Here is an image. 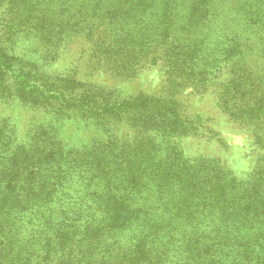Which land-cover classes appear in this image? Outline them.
I'll use <instances>...</instances> for the list:
<instances>
[{"label":"rangeland","instance_id":"rangeland-1","mask_svg":"<svg viewBox=\"0 0 264 264\" xmlns=\"http://www.w3.org/2000/svg\"><path fill=\"white\" fill-rule=\"evenodd\" d=\"M124 40L137 50L119 61ZM170 43H182L177 53ZM154 44L167 54L125 66ZM195 54L197 67L166 60ZM219 57L228 59L223 68H211ZM143 92L175 97L187 132L116 122L101 107ZM255 106L264 107V0H0V170L8 169L7 182L14 177L8 197L7 182L0 187V264H263L264 214L246 225L239 204L230 218L236 190L201 188L191 202L180 181L167 191L146 182L151 163L135 184L111 165L83 161H110L137 140L143 150L154 146L156 163L171 151L177 169L201 162L235 176L242 191L264 168ZM139 148L123 159L142 155ZM94 168L110 170L96 188ZM200 240L214 246L194 249L198 263H182V251Z\"/></svg>","mask_w":264,"mask_h":264},{"label":"trees","instance_id":"trees-1","mask_svg":"<svg viewBox=\"0 0 264 264\" xmlns=\"http://www.w3.org/2000/svg\"><path fill=\"white\" fill-rule=\"evenodd\" d=\"M165 30L168 31L167 26L165 27ZM181 44L173 45L170 43V49H172L173 52L177 53V50ZM205 44L206 43L203 40L201 41L200 47H198V44L196 43L194 45V48L191 49L190 52L193 53L195 51H198ZM117 45L120 51L115 53L117 55L115 58L119 61H121L119 57L120 55L124 56L123 54H125L126 52L134 53L137 50V48H134L135 44H132L130 41L124 40L123 43L118 41ZM154 46L156 45L154 44L152 46L153 50H150L148 53H144L143 51H140L139 55H135V58L137 60L136 62H132L133 58L127 60L124 59V62L126 63L125 66H127V62H130V64L133 67L138 68L140 66L139 65L140 60L144 61V57H148L150 62H155L163 54H167L166 50H159L154 48ZM113 48H114V44L109 43V49L106 51L108 53V55L106 56L107 58H110ZM148 48L150 49L151 47ZM155 52H158L157 55ZM166 60L169 61L171 66H181L182 62H191L193 60L192 62L195 63V67L199 66L202 61L199 58V56L197 57L196 54L193 56H188L186 58H175L174 60H172L170 57L169 58L167 57ZM224 60H228L227 57L217 58L215 62L211 63V68L222 69ZM188 74L194 75V80H195L196 78L195 75H197V72L193 73V69L191 68ZM179 84L180 81L173 78L171 86L174 88V91L172 92V94L177 95V93L179 92V86H178ZM194 84L197 85V82L194 81ZM231 91L232 88L230 85H228L225 90V93L231 94ZM176 100L177 99L175 97L174 98L170 97L169 99L168 97L163 96L161 94H146L143 92L142 94L138 95L135 98L123 99L116 106L112 105L109 107L107 102L103 101L101 107L105 109L113 110L116 113V122H121L123 120H126L127 122L129 120H133L135 122L134 126L136 127H144L146 129H149L148 127H156L157 129H163L165 135L169 134V135L178 136L182 134L181 130H183V132H187L188 125L186 124L187 120L184 118L183 115H181L178 109L179 107L176 105ZM263 108L264 107L261 106H255L252 108L254 110L253 111L254 113L252 114H255L259 120V121H255V127L257 129L264 128V123H263L264 116L262 115ZM151 117L158 118L159 123H149L151 121ZM123 144L124 147L121 148V151H118L116 153L115 151H113L114 153L112 154L114 155L110 157L109 159L110 161L106 160V156L92 157V158L86 157L83 159V161L86 164L96 162L99 165H103V164L111 165V167L115 169V172L119 171L120 175H122L125 179L134 182L135 184L136 183L139 184L138 181L139 174L144 172L145 166L151 163L153 167L150 170V174H149L150 181H146V182H152L155 185L156 191H167V190H173L174 187L176 186V184L172 182L180 181L183 183L185 193H190V196L187 197V199H190L191 202H193L192 200L195 198V196H197L201 188H204L207 194H213L212 191H214L217 187L222 190L221 191L222 193L224 192L229 193L232 192L233 190H236L233 195L234 200L236 202V206L227 204L229 206L225 207V203L223 204L227 215H229L230 218H233L232 215H239L240 211H238L237 207H239V204H241L243 206L242 218H244V222H246V225L250 222L256 221L257 219L260 223V220L258 217H256V215L260 216L264 214V208L260 210L261 206L264 207V168H262V170L259 171L261 175L256 183L249 184L246 187H244L242 191H239L237 190L238 189L237 178L235 176H233L232 178L226 177L225 172L220 169H217L212 166H202L203 168H198V166L201 163L198 162L199 165L187 164L185 168L179 170L175 167V159L172 157L171 151H168V153H166V155L161 158L160 163L159 162L156 163L154 162L155 155H153L151 151L152 149H154V146L150 145L149 149L143 150V147H141L142 143L137 140L135 146H132L131 144L126 142H124ZM139 146L140 148L138 149V151L142 152L143 153L142 155L140 156L133 155L130 158L123 159V157L126 156L127 153L136 150ZM132 147L133 149H131ZM139 157L147 161L144 160L138 161ZM120 158H122L125 163H123V161H119ZM70 159H71L70 165H73L76 159L72 157H70ZM7 170L8 169L0 170V187L3 186L4 182H7L5 180V178L8 177V175L6 174ZM71 170L72 171H70V175L73 172H76V170H74L73 168ZM88 172L92 176L91 180L95 182L94 185H92L91 187H95V188L99 184H102L103 182H107L110 176V170H107L106 168L105 169L94 168ZM79 173L81 174L82 171H79ZM12 178L6 183L7 187L6 188L2 187L3 189H1L3 190V192H5L6 190L8 191L6 194H4V197H8L9 194L11 193V190H13L11 188V186L14 187V184L12 183ZM68 180H71V177H68ZM28 191H30L29 188ZM64 193L67 195L66 198L71 196L70 191H64ZM258 226H259L258 228H260V225ZM235 244H237V242H235ZM190 245H194V244L191 243ZM212 246H214V244H207V243L204 244L201 241V243L198 245H194L184 249L182 251L183 257H180L179 260L183 261L182 263H187V262L198 263L197 261H198L199 251L198 250L196 251L194 249L201 247L205 251H210L212 249ZM31 247L34 248L33 250L34 252H37L36 245L32 244ZM249 249H250L249 253H252L253 252L252 245H249ZM257 256L259 257L258 254ZM34 258H36L35 253H34ZM263 264H264V260H263Z\"/></svg>","mask_w":264,"mask_h":264}]
</instances>
